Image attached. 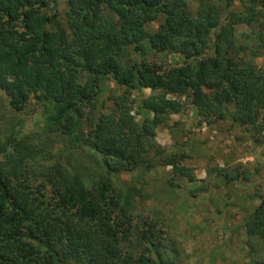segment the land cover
<instances>
[{
    "label": "trees",
    "instance_id": "1",
    "mask_svg": "<svg viewBox=\"0 0 264 264\" xmlns=\"http://www.w3.org/2000/svg\"><path fill=\"white\" fill-rule=\"evenodd\" d=\"M55 6L0 0V90L14 112L32 100L44 134L95 156L103 175L85 188L59 164H46L48 138L36 140L44 134L0 125V264H166L162 231L131 225L138 190L108 198L109 180L155 166L193 180L180 163L187 154H165L154 139L167 113L182 109L179 98L200 124L228 120L264 141V0H65L63 21ZM148 52L181 61L162 65ZM106 80L124 90L107 94L109 107L100 98ZM146 89L133 107L122 103ZM31 169L42 178L34 186ZM234 171L221 172L223 179H236ZM257 198L243 230L264 248V194Z\"/></svg>",
    "mask_w": 264,
    "mask_h": 264
},
{
    "label": "rangeland",
    "instance_id": "2",
    "mask_svg": "<svg viewBox=\"0 0 264 264\" xmlns=\"http://www.w3.org/2000/svg\"><path fill=\"white\" fill-rule=\"evenodd\" d=\"M64 9L65 0H56L54 10L61 21ZM237 31L245 32V28L237 27ZM147 60L172 65L179 63L181 58L176 54L148 52ZM260 61V58L255 60L257 64ZM123 91L106 80L100 98L109 107L111 101H106L107 94L120 95ZM149 94L147 89L139 94L133 92L122 103L133 107L136 99ZM178 100L182 109L176 114L167 113L166 123L155 129L154 139L165 154H187L180 163L189 168L193 180L176 176L169 167L155 166L148 171L111 177L107 197L131 186L138 190L129 211L131 225L138 231L145 228L143 223L151 222L162 231L164 240L158 242L161 243L160 258L166 264H253L252 258L264 259L260 241L245 235L243 230L244 220L259 202L257 194H264V141H253L244 127L228 120L200 124L187 101ZM5 102L0 90L1 126L18 122L22 124L21 132L45 133L40 111L32 100L20 112L11 111ZM131 113L134 114L133 109ZM134 117L138 119L135 114ZM46 137L44 146L50 153L46 164H59L64 174L76 175L85 188H90L103 175L95 156L70 147L65 137L53 132L36 140L41 142ZM235 169L239 172L237 178L225 181L221 172L234 175ZM31 170L34 174L30 184L34 186L42 178L38 174L40 170ZM46 189L42 191L47 193ZM152 258L158 261L154 254Z\"/></svg>",
    "mask_w": 264,
    "mask_h": 264
}]
</instances>
